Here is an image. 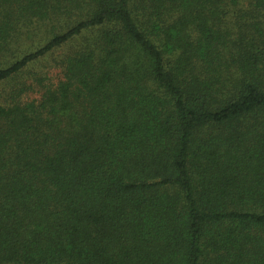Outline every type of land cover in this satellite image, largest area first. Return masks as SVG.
Masks as SVG:
<instances>
[{
    "label": "trees",
    "instance_id": "16d2710c",
    "mask_svg": "<svg viewBox=\"0 0 264 264\" xmlns=\"http://www.w3.org/2000/svg\"><path fill=\"white\" fill-rule=\"evenodd\" d=\"M0 264H264V0H0Z\"/></svg>",
    "mask_w": 264,
    "mask_h": 264
}]
</instances>
